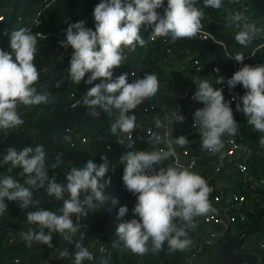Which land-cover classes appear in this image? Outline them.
Segmentation results:
<instances>
[{"label": "clouds", "instance_id": "clouds-1", "mask_svg": "<svg viewBox=\"0 0 264 264\" xmlns=\"http://www.w3.org/2000/svg\"><path fill=\"white\" fill-rule=\"evenodd\" d=\"M195 4L196 0H99L91 13L93 27H87L84 20L67 23L62 30L64 38L58 44L64 49H72L66 69L67 80L72 84L92 85L83 95L86 114L98 117L100 111L97 109L108 115L115 110L118 116L110 126L114 135L118 130L129 133L139 126L132 110L157 93V75L145 72L130 82L127 73L114 77L113 69L122 64L124 49L144 45L140 35L142 27L151 30L152 38L167 37L170 42L194 37L201 28L204 15ZM221 5L222 0H203L204 8L219 9ZM0 15L7 19V14ZM244 19L242 13H231L230 22L239 29L234 39L247 47L256 38L258 29L254 22L241 23ZM8 37L7 47L0 48V130L23 124L17 111L19 104L30 106L48 101L47 93L37 92L33 86L39 77L34 63L37 37L24 27L10 31ZM228 58L240 67L227 78L226 84L230 89L239 85L244 90L242 95L233 96L231 101L225 100L221 88L204 79L193 80L195 90L191 99L203 105L192 113L193 126H198L201 148L212 155L223 148V135L238 133L239 124L230 107L232 101H236L235 110L243 113L253 131L261 134L258 142L264 146V63H243L245 56L239 52ZM98 78H101L99 83H93ZM215 78V84L225 82L222 76ZM62 83L57 80L55 86ZM168 120L169 123L183 122L184 116L174 109L168 112ZM154 127L160 129L161 120L156 119ZM70 139L64 137L65 141ZM151 140L160 143L161 137L153 133ZM167 143L184 146L188 138L173 136ZM127 144L130 150H124L119 156L120 179L125 189L135 196V203L131 209L132 218L119 222L115 228L117 240L124 249L136 255L148 252L149 243L152 252L159 251L165 242L172 251L187 249L192 243L188 231L196 227L194 218L210 211L208 196L211 188L199 174L178 164L165 165L164 161L173 155L171 149L143 151L134 149L131 140ZM45 158L41 144L24 146L20 150L9 146L0 153V167H7L9 172L18 169L17 176L23 177V183L12 176L0 178V215L8 209L5 198L15 201L21 210L33 209L25 216L34 229L20 233L28 248L33 242L51 247L53 234L71 243L78 231L73 222L74 215L85 216L89 211L104 207L109 199L112 204L118 202L116 195L105 192L110 183V177L104 179L110 168L107 156L101 155L99 164L90 159L83 167L71 168L62 183L48 174V167H58L61 156L57 154L55 163L48 167ZM41 187L49 197L62 201L55 212L39 207V201L33 198V190ZM81 193H84L83 199ZM127 212L128 207L121 205L116 215L123 217ZM67 255L65 249L57 254V259ZM72 256L73 264L93 259L92 252L79 242L75 244Z\"/></svg>", "mask_w": 264, "mask_h": 264}, {"label": "trees", "instance_id": "trees-1", "mask_svg": "<svg viewBox=\"0 0 264 264\" xmlns=\"http://www.w3.org/2000/svg\"><path fill=\"white\" fill-rule=\"evenodd\" d=\"M98 2L99 0H0V13L2 14L4 10L7 13V19L3 23L2 30H0V48L7 47L8 33L10 31L17 30L20 27L30 30L37 37L38 48L34 63L37 66L39 77L33 86L37 89V92L47 93L48 95V101L46 103L30 106L19 104L17 106V111L24 122L16 128L0 130V153L4 152L9 146L20 150L24 146L35 147L37 144L43 145L46 153L45 162L47 167L55 163L57 154L61 156V162L58 167H48L49 176L54 177L58 183L64 181L66 173L71 168L83 167L85 162L90 159L94 163L99 164L102 162L100 160L101 155L107 156L110 162V168L104 179L110 177V183L106 185L105 192L109 195H116L118 202L112 204L109 199L110 204L113 206L112 214L93 210L87 212L85 217L94 222L95 228L89 235V239L84 246L89 243L93 245L97 242L107 244L112 251V256L108 264H145L147 261L150 264H179L188 257L190 252L189 247L183 251H172L165 242L159 251L152 252L149 244L148 252L143 255H136L123 248L122 243L117 240L118 237L116 234L111 235L108 233L110 226L116 228L121 220L132 218L133 213L131 209L135 203V197L132 196V193L124 189V185L117 171V166L115 165V160L120 156L121 152L126 149L130 150L128 144L122 145V143L117 142V137L120 133L119 130L115 135L110 132V126L117 118L118 113L113 110L112 114L108 115L103 110L97 109L100 111V115L93 117L86 114L87 109L84 104L71 107L65 103V98L70 94L69 91L71 89L77 93V96H81V94L92 86L85 85L83 82L72 84L67 80L66 69L71 54L65 57L63 64L45 69L46 61L44 56L51 53L57 47H60L58 41L64 38L62 30L68 22L84 20L87 27H93L91 13L94 5ZM231 2L232 0H222V5L219 9L204 8L203 0H196L195 4L204 13L200 29L212 32L216 40L221 43H217L212 39L201 40L198 33L192 38H181L175 42H170L167 37H156L154 41L147 42L148 35L143 32L142 27L140 35L145 43L142 47L137 45L134 49L131 48L129 50V59L123 66L122 73L129 71L132 74L131 82L137 77L142 76L145 72H151L157 75L160 84L165 83L167 79L162 68V62L168 56H171V58L184 57L188 53L195 54L201 61V64L208 61L217 62L224 80H227L232 75L236 67H240L235 60L228 58L229 55H235L239 52L245 56L243 63H264V36L260 37L257 35L247 47H243L235 41L234 29L227 31L223 27L215 24L217 21L230 16L235 6ZM245 2L250 8V15L256 19L255 25L257 23H264V0H245ZM235 3L237 5L238 1L235 0ZM3 8L8 9L3 10ZM160 11L163 12V8ZM208 13L210 19L207 17ZM193 60L192 58V63ZM194 69L192 73H194ZM99 79L101 78H98L93 83H99ZM57 80L63 81L59 87L55 86ZM238 90L239 95H242L244 90L239 85ZM167 97L168 95L161 91L145 100L156 101L158 99H167ZM235 104L236 101L230 105L233 109V118L239 124V132L243 141L250 147L251 154L246 162L249 173L248 180L244 181L239 178L230 191L244 194L250 198V186L255 181L264 179V146H260L258 142L261 134L253 131L252 127L247 124V118L244 117L243 113L235 110ZM132 112L135 115L139 129L146 122L150 124V122L155 121V114L149 115L144 113L142 102ZM159 112L163 114V111L160 110L157 111V114ZM190 122L193 123L192 118H190ZM69 131L73 132L72 136L76 139H79L82 135H87L92 138V141L83 148L69 146L67 141L64 140V137L67 136ZM94 131H98L97 141L93 140ZM189 131L190 133L187 135L188 142H191L189 147L198 151L200 150V152H205L201 148L198 126L196 128L191 127ZM131 142L133 144L132 147L136 150H156L153 142L148 140V138L140 140L138 135H135ZM106 145H110L112 148L111 151L105 149ZM185 147L186 145L181 146V149ZM172 159L173 155L164 161V164L172 165ZM218 166V153L212 155L207 152L200 159L197 167L191 172L199 174L206 182L212 184L214 187L213 194L210 198L212 202L213 198L219 195L222 197L219 204H224L226 195L230 191L221 190L217 187L216 172ZM18 171V169H14L7 176H12L23 183V177L17 176ZM2 172L4 170L0 171V178H3L1 176ZM237 174L239 176L238 172ZM254 193L259 200L252 199L250 201L251 207L246 204L245 219L240 220L238 218L237 222L230 226L233 235H236L246 228H254V233L264 234V188L257 187ZM33 198L39 201V207L47 208L54 212L62 205V201H57L49 197L43 187L33 190ZM121 205H126L128 212L123 217L118 218L116 213ZM31 210L33 209H27V211ZM26 212H20L14 207H9L6 210V220H10V222L18 226L22 224L24 226L23 231L27 232L29 228L34 229V226L28 224L25 216ZM194 220L196 227L188 231V237L191 241L195 235L194 231L201 228L199 217H195ZM213 230L219 232L221 236L215 243L203 246L202 251L199 253L200 264H220L222 261L220 247L224 240L225 228L222 225H216L213 227ZM63 242L64 240L58 234H53L51 247L33 242L32 246L28 248L25 247L21 236L14 243L6 244L4 243L3 234H1L0 264H15L16 261H19V264H41L52 253L60 249ZM243 249L254 250L261 257L259 264H264L263 252L254 248ZM238 250L239 248L233 249L232 253ZM74 251L75 248H73L71 254ZM82 264L96 263L84 260Z\"/></svg>", "mask_w": 264, "mask_h": 264}, {"label": "built area", "instance_id": "built-area-1", "mask_svg": "<svg viewBox=\"0 0 264 264\" xmlns=\"http://www.w3.org/2000/svg\"><path fill=\"white\" fill-rule=\"evenodd\" d=\"M237 1H238L237 7L232 13H236V12L242 13L245 19L241 21V23H244V21H252L250 14H249V8L246 5H244V3L239 2V0ZM238 9H240V11H238ZM5 21H6L5 15H0V23H3ZM230 23H231L230 19L227 21L220 20L216 22V25L219 27H225V26H228ZM143 31L148 33V41L152 42L155 40V38H152L150 36V31H151L150 29L143 27ZM197 33L201 40L212 39L216 41L217 43H221L220 41L216 40V37L214 36L212 32L200 29ZM128 49L129 48L124 49L123 51L125 50L127 51ZM71 52H72V49L70 47L68 49L57 47L51 53L44 56L45 61H46L45 69L46 68L49 69L50 67H54V66H59V64H63L65 62L64 61L65 57H67L68 54H70ZM122 56L124 57V59L122 60V64L119 67L113 69L114 77L122 73V67L125 65L127 61L128 54L125 52ZM191 57L194 59L193 66L195 67V69L197 71L200 70L202 67L201 61L196 57L195 54H192ZM172 60H173V57L171 58V56H168L162 62V65L164 66L168 65V63H171ZM212 64H213L214 74H216L217 76H221V69L219 65L217 64V62H212ZM238 68L239 66L235 68V71ZM214 69H219V71L218 72L214 71ZM224 81L225 82L221 84L223 96L225 100L231 101V98L233 96L239 95L238 85L235 88L230 89L226 84V80ZM161 91H164L167 95L172 91L170 84L167 81L163 85L162 84L159 85L157 92H161ZM83 95L84 93L81 94V96H77V93L75 91L71 92L65 98V103L69 104L71 107L81 105L83 104ZM191 96H192L191 93H187L181 100L178 110L184 116V121L183 122H173L174 129H175V136L185 135L187 137L188 134L186 133V131L188 130V128L191 129V127L192 128L197 127V126H193V123L190 122V118H192V113H191L192 111L191 112L187 111L185 107V104L188 101H191L193 104L196 102L195 100L191 99ZM160 100L162 101L161 102H158L159 100L158 101H147V100L142 101V103H145L144 113L149 114V115L155 114L156 112L153 111V107L158 108V106L160 105L167 104L168 97L167 99H160ZM233 102L234 101H232L231 104ZM158 119L161 120L162 122V127L160 129H155L154 121L150 122V124H148L149 122H146L141 129L136 127V128H133L129 133H119L117 137V142L122 143V145H126L129 142V140L132 141L135 135H138L140 140H144L145 138H148V140L152 141L151 137L153 133H155L156 135H159L161 137L160 143H153L156 150L171 149L170 144L167 143L168 133H167V126H166V116L163 113ZM140 131H142V133H140ZM72 133H73L72 131H69L67 134V136L71 138L70 141H67V144L69 146L83 148L87 146L89 142L92 141V138H90L87 135H82L79 139H76L75 137L72 136ZM93 134H94L93 140L97 141L98 131H94ZM223 141L225 144V156L228 159H230V161L233 163L234 167L236 168V171L239 173V178L243 179L244 181H247L249 178V173H248V167H247L246 162L251 154V150L248 144H246L243 141L242 136L239 132V128H238V133L235 136H229L226 134ZM190 144L191 142H188L186 144V147L182 149V153L186 155L189 159V167L186 169H188L189 171H193L197 167L200 159L204 156V154H200V152L196 153L191 147H189ZM105 149L107 151H111L112 148L110 147V145H106ZM207 152L208 151H206L205 154ZM172 160H173L172 165H174L176 163V159L174 155H173ZM45 165H46V162H45ZM115 165L117 166L119 176H121L122 165L120 164L119 157L115 160ZM257 187L264 188V179H259L250 186L249 189L251 193L250 195L251 199L241 193H237L233 191H230L227 193L226 200L224 202L225 206L222 209V213L226 221L223 219V217L217 216L213 214L211 211H209L204 216H200L199 222L201 224V228L199 230L197 229L194 231L195 235L193 237L191 245L189 246V250H190L189 255L186 258V260H184L183 262H180L179 264H200L199 253L202 251L203 246L211 245L215 243L221 236L219 232L213 230V227L216 225H222L224 226V228H226L228 226L230 227L233 224H235L238 218L240 220H244L246 216L245 215L246 204L250 205V201L252 199H255V200L258 199L256 194L254 193ZM83 196H84V193H81V199H83ZM221 199H222L221 196L216 195L213 198L212 205L219 204ZM5 202L8 208L14 207L16 210L21 211V212L27 211V209L21 210L15 201H8L5 198ZM6 210L3 212L2 215H0V235L3 234L4 243L12 244L15 241H17L18 237L20 236L21 229H20V226L10 223V220H6L7 219ZM93 211H104L107 214H112L113 206L110 204V200H108L106 201L104 207L95 209ZM73 222L74 224L78 226V231L77 233L73 235L72 242L69 243V242L64 241L62 244V247L56 250L54 253H52L41 264H72L73 257H72L71 251L73 250V248H75V244L79 242L80 244H82V246H84L87 243L89 235L95 228L94 222L85 216L74 215ZM113 230H114V226H110L108 229V233L113 235ZM96 244L97 246L93 253V259L90 261L96 264H108L112 256L111 249L105 243L97 242ZM87 245L84 247L87 248ZM65 249L67 250L68 255L63 258L57 259V254L60 251H63ZM255 249L264 253V234L258 237ZM146 264H150V262L147 261Z\"/></svg>", "mask_w": 264, "mask_h": 264}, {"label": "crops", "instance_id": "crops-1", "mask_svg": "<svg viewBox=\"0 0 264 264\" xmlns=\"http://www.w3.org/2000/svg\"><path fill=\"white\" fill-rule=\"evenodd\" d=\"M240 2L244 3V5H246L245 0H243V1L241 0ZM231 3L236 5L235 0H232ZM238 11H240V9H238ZM230 16H231V14H230ZM230 16L225 18V19H223V21L229 20ZM251 19H252V21H248V22H254L255 23L256 19L253 18L252 16H251ZM259 25H260V23H257V25H255L256 28L258 29V31L261 29L259 27ZM223 28L225 30H227V31H231V29H234L235 30V31H233L234 34L239 30L232 23H230L228 26H225ZM70 54H68V56ZM191 55L192 54L188 53L184 57H174L171 63H168V65H165L166 68H165L164 72H165V75H166L167 82L170 84L171 90L174 87H177V86H180V87H187V86L192 87L193 86V88L195 90V87H194V84H193V80L194 79H204V80H207L209 83L213 84L214 87L221 88V84L222 83L221 84H215V79H216L215 77H217V75L214 74V72H213V64H212V62L208 61V62L202 64L201 69L197 71V70L194 69L193 63L191 61V59H192ZM193 69H194V73H192ZM73 91H71V92H73ZM167 91H169V90H167ZM71 92L69 91V93H71ZM193 92L194 91H192L190 93L192 94ZM161 106H163V105H161ZM202 106H203L202 103L201 102H197V101L194 104L191 101H188L185 104L186 110L189 111V112L192 111L191 113H193L196 108H200ZM160 111H162L161 107H160ZM161 115L162 114L159 112V114H157V119ZM189 129L190 128H188V130L186 131L187 134L190 133ZM225 136H226V134L222 136V141H223ZM222 149L225 150L224 141H223V148ZM193 150L195 152H200V150L199 151L196 150V149H193ZM205 152H206V150H205ZM205 152H200V154H205ZM225 160H226V163H227L226 167H225L226 169H225V172L223 173V175L221 177H217V187H219L221 190L230 191V189L236 184L237 180L239 179V176L237 174L236 168L234 167V165L230 161V159H228L225 156ZM117 171H118V169H117ZM209 203L213 204L211 199H209ZM214 205H216L217 208H220L221 211H222V209L225 206L224 204L223 205L214 204ZM259 236H260V233L255 239H253L252 241H249V242H247L248 238H246L245 241H244L245 243H244L243 247L244 248H248V249H253V248L255 249L256 248L257 239H258ZM96 246H97V244H93V245L91 244L90 245V243H89L87 245V248L93 254L94 251H95Z\"/></svg>", "mask_w": 264, "mask_h": 264}, {"label": "water", "instance_id": "water-1", "mask_svg": "<svg viewBox=\"0 0 264 264\" xmlns=\"http://www.w3.org/2000/svg\"><path fill=\"white\" fill-rule=\"evenodd\" d=\"M194 91L193 86L187 87H174L172 91L168 94V102L167 104L161 106V110L163 111L164 115L166 116V126H167V133L168 139L170 137L175 136V129L173 123H169L168 120V112L179 108L181 100L185 96V94ZM170 148L173 151V155L176 159V163L181 167L188 168L189 167V159L186 155L182 153L181 146H176L170 144ZM219 159V166L216 172V177H221L225 172L226 167V160H225V150L221 149L218 153ZM209 187L211 188V192L209 193L208 200L211 198L214 187L212 184L208 183ZM210 211L226 221L223 216V213L220 208H217L215 205L210 204ZM255 232L254 228H246L236 235L232 234L231 227L225 228L224 233V240L221 244L220 251L222 256V261L220 264H259L260 262V255H258L255 251L243 249L245 239L252 233ZM239 248L238 251L232 253L233 249Z\"/></svg>", "mask_w": 264, "mask_h": 264}, {"label": "rangeland", "instance_id": "rangeland-1", "mask_svg": "<svg viewBox=\"0 0 264 264\" xmlns=\"http://www.w3.org/2000/svg\"><path fill=\"white\" fill-rule=\"evenodd\" d=\"M246 6H247V4H246ZM4 9H8V8H3V10H4ZM3 13H4V14H7V13H5V10L3 11ZM259 27H260L261 29L258 31L257 35L260 36V37H262V36H264V23H260ZM2 28H3V24H0V30H2ZM162 68H163L164 71H165V68H166V67L162 65ZM127 77H128V79L131 78V73H129ZM71 91H73V89H71L70 92H71ZM161 101H162V100H159L158 102H161ZM0 169H1V168H0ZM11 172H12V171H11ZM11 172H9L8 169L5 167V168H4V172L1 173V176L4 178V177L7 176V174H9V173H11ZM132 196L135 197L133 194H132ZM121 221H122V220H121ZM121 221H120V222H121ZM21 225H22V224H21ZM22 226H23V225H22ZM23 228H24V226H23ZM258 235H259V233H252V234H250V235L248 236V240H247V242L252 241V240L255 239ZM149 244H150V243H149ZM150 246H151V245H150ZM149 259H150V257H149ZM149 259H147V260H149ZM145 264H146V263H145Z\"/></svg>", "mask_w": 264, "mask_h": 264}, {"label": "bare ground", "instance_id": "bare-ground-1", "mask_svg": "<svg viewBox=\"0 0 264 264\" xmlns=\"http://www.w3.org/2000/svg\"><path fill=\"white\" fill-rule=\"evenodd\" d=\"M145 34L147 33V32H145V31H143ZM147 35H148V33H147ZM147 37V36H146ZM131 48H129L127 51L125 50V51H123L122 52V55L126 52L127 54H128V57H127V60L129 59V50H130ZM195 68V67H194ZM122 70H123V67H122ZM196 70V69H195ZM123 72V71H122ZM127 73H129V71L127 72ZM162 85L164 84V83H161ZM160 83H159V85H161ZM158 100H160V99H158ZM158 100H156V101H158ZM142 105H143V109H144V105H145V103H142ZM160 107H161V105L160 106H158V108L157 107H153V111L154 112H156L155 113V115H154V117H155V120L157 119V111L158 110H160ZM121 133V132H120ZM1 169H0V171L1 170H4V167H0ZM21 212V211H20ZM10 223H12V222H10ZM12 224H14V223H12ZM20 229H21V231H23V226L22 225H20ZM114 230H115V227H114ZM114 230H113V234H115V232H114ZM89 239V238H88ZM244 248V247H243Z\"/></svg>", "mask_w": 264, "mask_h": 264}]
</instances>
